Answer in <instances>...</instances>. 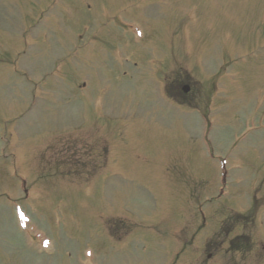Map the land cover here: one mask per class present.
Returning <instances> with one entry per match:
<instances>
[{
	"label": "rangeland",
	"instance_id": "rangeland-1",
	"mask_svg": "<svg viewBox=\"0 0 264 264\" xmlns=\"http://www.w3.org/2000/svg\"><path fill=\"white\" fill-rule=\"evenodd\" d=\"M0 264H264V0H0Z\"/></svg>",
	"mask_w": 264,
	"mask_h": 264
}]
</instances>
